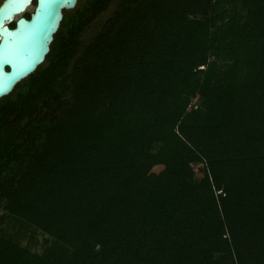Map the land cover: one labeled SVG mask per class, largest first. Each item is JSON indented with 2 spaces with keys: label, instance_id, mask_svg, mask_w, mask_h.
<instances>
[{
  "label": "trees",
  "instance_id": "trees-1",
  "mask_svg": "<svg viewBox=\"0 0 264 264\" xmlns=\"http://www.w3.org/2000/svg\"><path fill=\"white\" fill-rule=\"evenodd\" d=\"M0 264H264V0L65 12L0 100Z\"/></svg>",
  "mask_w": 264,
  "mask_h": 264
},
{
  "label": "water",
  "instance_id": "water-1",
  "mask_svg": "<svg viewBox=\"0 0 264 264\" xmlns=\"http://www.w3.org/2000/svg\"><path fill=\"white\" fill-rule=\"evenodd\" d=\"M80 0H5L0 6V100L46 63L65 12ZM15 24L13 28L11 25Z\"/></svg>",
  "mask_w": 264,
  "mask_h": 264
},
{
  "label": "rangeland",
  "instance_id": "rangeland-1",
  "mask_svg": "<svg viewBox=\"0 0 264 264\" xmlns=\"http://www.w3.org/2000/svg\"><path fill=\"white\" fill-rule=\"evenodd\" d=\"M30 11H32V8L30 9ZM157 170H161V168H158ZM198 176H200V175H198ZM35 239H36V241H35V249L37 251H41L42 247L44 245L45 238L42 235H40V234H38V235L36 234Z\"/></svg>",
  "mask_w": 264,
  "mask_h": 264
},
{
  "label": "flooded vegetation",
  "instance_id": "flooded-vegetation-1",
  "mask_svg": "<svg viewBox=\"0 0 264 264\" xmlns=\"http://www.w3.org/2000/svg\"><path fill=\"white\" fill-rule=\"evenodd\" d=\"M5 0H0V6L2 5V3L4 2ZM37 6V0H33V4H32V11H30V9H29V11L25 14V18H27V19H30V17H31V15L34 13V9H35V7ZM64 16H65V14H64ZM15 26V24H12L11 25V28H13Z\"/></svg>",
  "mask_w": 264,
  "mask_h": 264
}]
</instances>
